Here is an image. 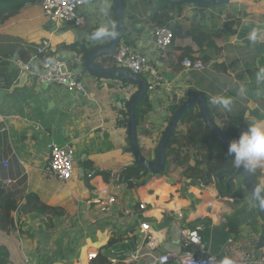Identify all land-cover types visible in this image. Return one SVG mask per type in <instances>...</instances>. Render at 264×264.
I'll return each instance as SVG.
<instances>
[{"label": "crops", "instance_id": "obj_1", "mask_svg": "<svg viewBox=\"0 0 264 264\" xmlns=\"http://www.w3.org/2000/svg\"><path fill=\"white\" fill-rule=\"evenodd\" d=\"M124 2L128 33L120 44L147 56L161 77V86L149 96L146 106L150 110L140 118L138 142L144 155L154 157L172 116L171 105H180L189 92L204 95L214 122L222 131L239 136L236 124L243 111L257 108L259 73L264 69V0H229L226 6L216 8H176L168 23L172 28L178 24L185 30L198 27L219 33L215 39L219 51L209 52H205L206 47L200 52L192 39H175L167 52L159 51L149 1ZM112 9L113 0H86L83 14L89 23L87 33L82 32L86 24L81 29L56 26L39 2L0 16V67L10 83L0 101V190L16 199L34 194L43 204L63 209V215L51 221L38 213L24 216L26 235L0 234V264H159L158 258L164 255L170 256L167 264H181L185 251L180 241L185 230L202 235L213 264L231 258L227 252L231 239L256 254L264 222L239 178L190 188L186 194L185 185L193 179H186L184 172L195 166L199 149L189 147L193 155L184 156L181 167L170 165L165 177H153L146 186L149 174L135 187L122 181V174L135 164L124 110L129 94L137 91L131 83L98 78L83 68L85 96L41 85L30 74L22 88L16 87L23 72L14 60L28 59L44 40L51 42L52 57L70 65L81 57L70 47L90 45L91 41L93 45L110 43L111 37L96 40L92 34L101 26L111 30ZM186 50L191 58L204 62L202 71L183 70L181 57ZM206 53L209 60L203 59ZM113 60V54L99 58L96 66L120 69ZM215 95L232 97L231 111L213 105L211 97ZM260 103L264 105V97ZM194 110L199 112L197 107ZM260 119H264V112L259 116L247 113L240 126L246 130ZM177 130L185 133L187 127L180 125ZM52 143L70 146L76 154L77 174L65 185L44 173ZM91 171L95 172L92 179L87 177ZM252 172L264 189V162ZM111 198L116 199L114 207L102 213L98 202ZM141 204L146 206L144 211ZM127 211L133 216L126 215ZM142 223L150 224L159 240L156 250L148 248ZM193 250L200 251L198 247ZM91 254L97 257L91 259Z\"/></svg>", "mask_w": 264, "mask_h": 264}, {"label": "built area", "instance_id": "obj_2", "mask_svg": "<svg viewBox=\"0 0 264 264\" xmlns=\"http://www.w3.org/2000/svg\"><path fill=\"white\" fill-rule=\"evenodd\" d=\"M44 14L56 26H71L81 29L86 24V16L83 10L86 6V0H39L38 1ZM155 35L157 38V47L161 52H167L174 44L175 33L169 24L156 27ZM51 42L44 40L37 48L36 52L25 58H17L14 63L21 72H26L36 76L37 81L44 86H57L69 92L87 95L85 81L83 79V58H77L70 65L63 59L54 58L50 55ZM116 65L123 70L130 71L134 75L145 76L149 81L148 94L151 96L161 86V77L159 71L154 66H151L147 56L132 52L126 45H119L116 53L113 55ZM182 68L185 72L202 71L205 64L201 59L185 58L182 63ZM123 87V85H122ZM7 88L6 79L2 75L0 67V92ZM127 90L131 93L132 87L128 86ZM132 95V94H131ZM127 97L129 99L131 97ZM127 111V108L124 109ZM50 161L45 166L44 173L47 177L58 180L65 185L70 182L77 174V160L73 148L61 147L58 144L52 143L49 146ZM83 162H87L83 159ZM95 172L91 171L87 177L92 179ZM7 184L12 183L6 181ZM17 200L21 202L26 196L20 195ZM116 203L115 198L109 201H99V209L102 213H109ZM141 210H145L146 206L141 204ZM133 212H126V215L133 216ZM179 217H183L182 214ZM140 229L145 234V240L148 248L156 250L159 248V240L154 236L153 229L150 224L142 223ZM249 246L254 243L249 242ZM182 249L185 251L180 256L181 264H213L211 258L206 255L204 239L196 230H185L182 233L180 241ZM193 247H198L199 252H195ZM227 252L230 254L233 264H264V249H261L256 254L253 251L245 249L240 244L231 239L227 247ZM91 259L97 257L96 254L89 256ZM170 261V256H160L159 264H167Z\"/></svg>", "mask_w": 264, "mask_h": 264}, {"label": "trees", "instance_id": "obj_3", "mask_svg": "<svg viewBox=\"0 0 264 264\" xmlns=\"http://www.w3.org/2000/svg\"><path fill=\"white\" fill-rule=\"evenodd\" d=\"M38 1L39 0H0V16L15 14L20 10L22 5L28 3L33 4L37 3ZM148 1L152 9V23L156 27L170 23L173 20L175 9L181 7L179 4H168L159 0ZM111 17L113 23L116 25L115 11L113 9L111 11ZM126 18L127 14H125V19ZM172 29L175 33V39H192L197 44L200 52H202L205 47V52H209V50L219 51L215 43V39L219 37V33L216 31L205 30L198 27L192 30H185L178 24H175ZM127 33L128 24L124 22L122 36L124 34L126 36ZM109 41L110 40L105 41L101 46L105 47L109 45ZM71 48L77 51V53L80 54L82 58H84L85 50L82 47L72 46L69 49ZM115 53L116 51L113 53V55ZM189 54L190 50H186L184 52L181 57V63L185 58L190 57ZM208 54L209 53H206L205 56H203L204 60H209L210 57ZM113 62L116 64L114 60ZM113 62L111 61V63ZM225 72H227V68H225ZM2 75H4V72H2ZM6 83L7 86L10 84L9 81ZM194 94L195 93L193 92H189L188 97H193ZM148 102L149 97L146 96L137 106L136 113L138 136L140 118L143 113H147L148 110H150V108L146 106L148 105ZM184 102H181L180 105H171L169 109L171 115H174L176 110ZM143 107H146L144 112L142 110ZM126 120H128V115ZM180 125H185L187 127V131L183 133L176 130L174 135L170 138L166 150L167 169L163 174H168L170 165L181 167V160L184 156L189 155L192 157L193 153L191 150H189V147L199 149L198 153L200 158L196 157V164L194 167L191 166L186 169L184 172L186 179L191 180L200 177L208 178L225 168L232 171L235 170L234 163L227 154L225 146L213 134V132L205 126L199 112L191 109L181 119L178 126ZM238 137L239 136L236 135L235 137H232V140H235ZM147 175L148 172L135 163L132 167L126 169L121 177L124 183L128 184L130 187H135L137 186V181L142 178L144 179V177ZM218 181L224 182L225 178H222ZM32 213H38L42 216L50 217L47 219L48 221H51L53 218L61 217L63 215V209L43 204L38 196L34 194L26 196L24 200L19 202L12 194H5L3 190H0V234L4 236H11L17 232H20L22 235H26V232L23 231L26 225V223L23 221V218L24 216Z\"/></svg>", "mask_w": 264, "mask_h": 264}, {"label": "water", "instance_id": "obj_4", "mask_svg": "<svg viewBox=\"0 0 264 264\" xmlns=\"http://www.w3.org/2000/svg\"><path fill=\"white\" fill-rule=\"evenodd\" d=\"M168 4H179V5H195L200 8H216L223 7L229 3V0H159ZM113 10L115 11V20H116V28L115 31L117 35L115 38H112L109 45L103 47L100 45H93L94 41H91V44L82 46L84 51L83 58V68L88 72L89 75L97 76L98 78L103 79H120L125 80L131 83L134 87H136L137 91L131 95L128 100L127 105V114H128V132H129V150L132 152L134 162L148 172L149 176L146 178L143 186H146L153 177L162 175L167 169V157L166 150L170 138L176 132L178 125L181 119L188 113L191 109L198 108L199 113L202 117L203 123L206 127H208L213 134L222 142L225 146L226 151L228 150L229 143L232 140V137H235L234 133H227L220 129V127L214 122L210 115L208 101L206 97L202 94H196L193 97L188 98L170 117L168 124L163 130V134L161 135L160 141L154 151V157L148 158L144 155L143 151L138 142V127H137V106L141 100H143L146 96H150L148 94L149 81L148 79L134 75L130 71L123 69H104L96 66V60L102 57H107L113 54L117 48L119 47L122 39V32L124 27V12H125V2L124 0H113ZM87 28H89V23L86 24V27L82 30V32L87 33ZM29 78V74L23 72L21 75V79L19 85L16 87L22 88L27 79ZM37 80V77L34 76ZM15 90V89H12ZM259 94L255 98V102L257 108L249 109L246 108L243 111L241 118L237 122L238 133H242L245 128L240 126V123L245 118L246 114L249 113L251 116H259L262 112H264V105L260 103V99L264 97V79L260 78V84L258 85ZM7 92H0V101L3 99ZM126 99V97H124ZM233 161V158L230 156ZM222 178L235 180L240 179L247 191L249 198L252 202L256 204L257 210L264 222V189L259 184L257 178L254 173L250 170L245 169L244 167L236 168L232 171L230 169H223L215 173L213 176L208 178H196L185 185L186 194L189 192L190 188H203L204 185H207L210 182L218 181ZM189 195V194H188ZM264 249V236H261L258 240V244L256 246V251H260Z\"/></svg>", "mask_w": 264, "mask_h": 264}, {"label": "clouds", "instance_id": "obj_5", "mask_svg": "<svg viewBox=\"0 0 264 264\" xmlns=\"http://www.w3.org/2000/svg\"><path fill=\"white\" fill-rule=\"evenodd\" d=\"M116 25H111V30L108 26H101L97 28L92 38L99 40L105 37L115 38L117 35L115 31ZM256 33H253L255 39ZM261 79H264V69L259 73ZM245 89L240 88V94H243ZM129 100V99H127ZM211 103L219 106L224 110L231 111L233 105V98L224 95H215L211 97ZM227 154L233 158V163L236 168L244 167L247 170H255L262 162H264V119L252 121L243 131L238 139L229 143ZM221 264H233L229 257H224Z\"/></svg>", "mask_w": 264, "mask_h": 264}, {"label": "rangeland", "instance_id": "obj_6", "mask_svg": "<svg viewBox=\"0 0 264 264\" xmlns=\"http://www.w3.org/2000/svg\"><path fill=\"white\" fill-rule=\"evenodd\" d=\"M139 126H140V123H139ZM162 177H165V174H162L160 176H155L156 180H158V179H160ZM240 184H242V183L240 182ZM143 188H145V187H143Z\"/></svg>", "mask_w": 264, "mask_h": 264}]
</instances>
